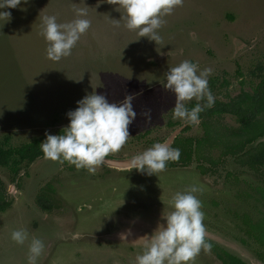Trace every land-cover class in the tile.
Segmentation results:
<instances>
[{
    "label": "rangeland",
    "instance_id": "374dc122",
    "mask_svg": "<svg viewBox=\"0 0 264 264\" xmlns=\"http://www.w3.org/2000/svg\"><path fill=\"white\" fill-rule=\"evenodd\" d=\"M76 7H87L90 28L69 56L47 59L42 18L54 15L57 23H67L77 18ZM2 10L11 18L0 21V141L7 137L12 148L61 134L69 123L66 114L86 95H103L109 103L132 96L136 117L129 139L108 156L129 159L187 124L173 119L175 95L164 87L168 69L184 60L211 68L208 87L215 102L251 95L264 79V0H183L164 17L157 44L124 27V9L115 0H27ZM211 123L238 127L229 116ZM179 135L204 136L199 124ZM220 155L215 149V164L202 161L211 170L205 176L196 161L148 175L104 164L89 172L42 157L14 181L11 169L0 167L10 200L0 213V264H28L33 237L44 243L36 264H135L166 223L173 194L192 185L201 189L195 195L211 249H201L189 264H223L220 251L245 264H264V185ZM46 184L58 200L50 214L35 205ZM19 229L28 233L24 244L10 238Z\"/></svg>",
    "mask_w": 264,
    "mask_h": 264
},
{
    "label": "clouds",
    "instance_id": "9594fccd",
    "mask_svg": "<svg viewBox=\"0 0 264 264\" xmlns=\"http://www.w3.org/2000/svg\"><path fill=\"white\" fill-rule=\"evenodd\" d=\"M27 0H0V21L8 22L11 13L2 9L17 8ZM124 9L125 25L129 31H135L139 37L157 43L162 42L159 29L166 23L164 17L174 8L182 5L183 0H115ZM86 8H74L76 19L67 23H57L54 15L42 18L41 35L48 46L45 49L47 59L59 61L71 54L77 41L90 28ZM115 26H119V21ZM211 68L199 69L198 65L184 60L168 69L165 88L175 95L172 108L173 119H180L189 125L199 124V114L213 107L215 97L208 87ZM132 96H126L122 102L109 103L103 95L89 94L77 102L74 110L66 115L68 125L61 134H46L39 144L44 158L51 161L67 162L77 169L86 168L94 172L105 163L106 157L117 153L129 139L128 126L136 117L132 108ZM196 101L190 109L187 102ZM204 103L201 104L200 102ZM180 149L169 143L153 144L142 153L127 161L129 169L145 172L148 175L163 172L166 163L178 161ZM201 189L192 185L183 192H176L169 201L172 210L167 214L164 225H159L144 251L137 255L135 264H189L203 249L210 251L206 242V228L201 201L196 193ZM11 240L24 244L29 240L28 233L13 230ZM44 251V243L39 238H31L28 244V264H36Z\"/></svg>",
    "mask_w": 264,
    "mask_h": 264
},
{
    "label": "trees",
    "instance_id": "16d2710c",
    "mask_svg": "<svg viewBox=\"0 0 264 264\" xmlns=\"http://www.w3.org/2000/svg\"><path fill=\"white\" fill-rule=\"evenodd\" d=\"M195 104L196 102H189L187 107L190 109ZM223 116L232 117L238 124L237 129L227 130L211 123ZM194 126L186 124L181 132H189ZM199 126L203 128V137L181 138L179 135L175 138L171 146L180 149V158L178 161L167 162L165 169L187 168L196 161L200 163L197 165L198 171L205 176L211 170L202 167V161L210 165L215 164L211 152L217 149L221 158H231L264 185V79L251 95L243 94L229 102L217 101L213 107L202 111L199 114ZM8 141L7 137L0 141V167L11 169L14 181L22 168L44 156L40 150L39 140L35 139L14 148L8 146ZM35 205L46 214H50L58 205L55 191L49 184L38 190ZM9 207L10 200L0 179V213ZM219 258L223 264H245L223 251H220Z\"/></svg>",
    "mask_w": 264,
    "mask_h": 264
},
{
    "label": "water",
    "instance_id": "95a60500",
    "mask_svg": "<svg viewBox=\"0 0 264 264\" xmlns=\"http://www.w3.org/2000/svg\"><path fill=\"white\" fill-rule=\"evenodd\" d=\"M186 126V125H185ZM184 126V127H185ZM184 127H180L178 130H176L170 137L167 139L166 143H169L170 145L173 144L175 138L181 131L183 130ZM130 159V158H129ZM129 159H122V160H116L112 158L106 157L105 163H103L105 166L116 169V170H128L129 168L127 167V161Z\"/></svg>",
    "mask_w": 264,
    "mask_h": 264
}]
</instances>
